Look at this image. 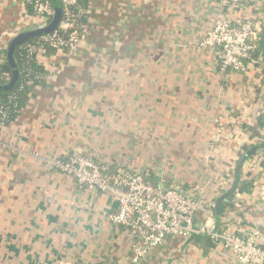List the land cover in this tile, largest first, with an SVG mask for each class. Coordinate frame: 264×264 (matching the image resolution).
I'll list each match as a JSON object with an SVG mask.
<instances>
[{"label":"crops","instance_id":"obj_1","mask_svg":"<svg viewBox=\"0 0 264 264\" xmlns=\"http://www.w3.org/2000/svg\"><path fill=\"white\" fill-rule=\"evenodd\" d=\"M21 5L0 0V60L5 37L29 29ZM225 11L219 0H90L78 48L39 57L43 83L0 130V264H131V237L111 219L115 196L47 164L73 152L203 188L204 220L243 151L264 135L260 71L249 62L223 71L216 49L201 44ZM241 170L253 186L234 193L218 228L264 247V154ZM137 264L241 263L219 243L169 237Z\"/></svg>","mask_w":264,"mask_h":264},{"label":"built area","instance_id":"obj_2","mask_svg":"<svg viewBox=\"0 0 264 264\" xmlns=\"http://www.w3.org/2000/svg\"><path fill=\"white\" fill-rule=\"evenodd\" d=\"M21 2L25 16L30 15L32 19L31 22L26 23L29 29L46 25L54 15L53 4L49 0H21ZM61 2L63 11L59 26L52 32L25 42L24 60L35 59L39 64V57L46 55L48 48L70 52L75 51L83 41L86 29L80 20L83 14L88 12V8L84 10L79 7V0H61ZM219 4L226 11L220 20L215 21L208 28L201 42L202 46L216 49L218 64L223 71L244 70L249 62L260 71L264 82V55L252 56L256 48L254 42L260 39L264 30V0H219ZM240 7L249 8V11L240 15V12L237 13ZM25 29L21 26V31ZM16 34H10V38ZM1 43L5 44V52L0 64L6 58L10 41L4 39ZM28 72L31 74V70ZM262 98L264 100V93ZM9 118L10 106L0 96V130L8 125ZM256 139L262 144L264 135ZM47 164L73 178L79 185L115 196L118 206L111 214V219L123 226L131 237L129 257L131 264L139 263L152 249L164 244L169 237L186 240L193 235L213 239L241 264H264V247L257 243L254 236L240 235L230 227L216 228L214 222H209L215 218L217 197L233 182L234 170L230 173L227 188L222 189V192L209 203L204 220L199 222L198 211L201 202L199 193L204 190L203 188L184 189L175 185L166 186L165 180L155 186L147 181L149 172L146 171L119 169L110 177V164L99 162L92 156L79 152H73L65 159H48Z\"/></svg>","mask_w":264,"mask_h":264},{"label":"trees","instance_id":"obj_3","mask_svg":"<svg viewBox=\"0 0 264 264\" xmlns=\"http://www.w3.org/2000/svg\"><path fill=\"white\" fill-rule=\"evenodd\" d=\"M89 3H90V0H79V7L86 10L89 6ZM32 39H29V40H32ZM254 43L256 45V48L252 52V56L259 57L260 55H264V30L261 32L260 39L256 40ZM23 44L17 48L14 54V57L17 63V68L20 72L19 81L14 88L5 90V91H0L1 98L7 101L10 106V118H9L8 125L14 122L18 118V116L21 114L22 109L25 106L29 98V94L31 90L33 89V87L38 84L41 85L44 80L43 77H44L45 71L43 69V66L38 64L35 59L24 60ZM54 51H55L54 49L48 48L46 53L51 54ZM0 68L2 71V74L0 76V84L9 83L12 78V68L8 62L7 51H6V58L4 59V62L1 64ZM28 70H31V74H28L29 73ZM258 125L260 128H264V117L263 116H260L258 118ZM257 137H261V135ZM117 171H118V168L111 166L110 177H112L113 174H116ZM243 177H244L243 172L242 170H240V183L237 187L238 191H244L245 189H249L253 186V180L247 181L246 179H243ZM147 181L156 186L162 182V179L155 178L149 173V176L147 177ZM165 185L170 186V184H168L166 180H165ZM233 195L234 194L230 195L229 198L231 199ZM228 207H230L229 202L222 201L220 203V206H219L220 216L226 211ZM193 240L195 242H205L209 246H214L216 244V241L206 236H194Z\"/></svg>","mask_w":264,"mask_h":264},{"label":"water","instance_id":"obj_4","mask_svg":"<svg viewBox=\"0 0 264 264\" xmlns=\"http://www.w3.org/2000/svg\"><path fill=\"white\" fill-rule=\"evenodd\" d=\"M53 4L54 8V15L52 19L44 26H35L30 29H25L15 35L12 40L10 41L8 48H7V58L8 62L12 68V78L11 81L7 84H0V91H5L14 88L18 81H19V75L20 72L17 68V63L14 57V54L19 46H21L23 43L28 41L29 39L38 37L44 33H49L57 29L59 26L61 20H62V2L61 0H49ZM86 16L81 17V21L86 22ZM262 153L264 154V142L261 145H256L252 146L249 148L238 160V162L235 165L234 168V179L231 184V186L226 189L225 192L220 194L217 199H216V210H215V219L217 221L216 228L219 226V219H220V210L219 206L222 201L225 202H231L229 196L234 194L237 191V187L240 183V170L242 169L243 164L246 162V160L253 156L255 153ZM194 236L198 235H193L190 237L192 239Z\"/></svg>","mask_w":264,"mask_h":264},{"label":"rangeland","instance_id":"obj_5","mask_svg":"<svg viewBox=\"0 0 264 264\" xmlns=\"http://www.w3.org/2000/svg\"><path fill=\"white\" fill-rule=\"evenodd\" d=\"M21 6H22V5H21ZM20 17H21V20H22V21L25 20V23H29V22L32 21L30 15L24 17V15H23V13H22V8H20ZM20 32H21V28L19 27V28L16 29L15 33L18 34V33H20ZM17 34H16V35H17ZM6 38H7L9 41H11L13 37L10 38V36H7ZM259 87H260L261 95H263V93H264V85L260 84ZM261 135H263V134H261ZM256 138H260V137H256ZM201 208H202V204H201V202H200V209H201ZM200 209H199V211H198V215H199ZM205 214H206V212H205Z\"/></svg>","mask_w":264,"mask_h":264}]
</instances>
